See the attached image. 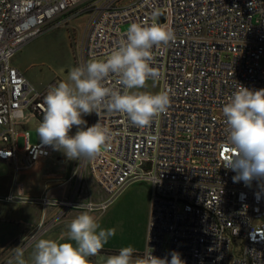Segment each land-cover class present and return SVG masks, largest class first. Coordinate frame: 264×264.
I'll return each instance as SVG.
<instances>
[{"label": "built area", "instance_id": "obj_1", "mask_svg": "<svg viewBox=\"0 0 264 264\" xmlns=\"http://www.w3.org/2000/svg\"><path fill=\"white\" fill-rule=\"evenodd\" d=\"M84 15L82 33L71 37L76 66L107 59L132 23L174 31V41L153 48L158 76L148 80L169 95L170 105L142 128L122 113L87 115L86 127L99 122L112 138L95 159L76 160L68 195L29 197L13 182L0 203L39 207L42 234L50 227L47 209L56 208L62 218L92 205L99 217L128 186L142 182L149 209L141 256L151 248L169 260L178 252L184 264H264V181L233 182L236 173L225 167L232 155L225 143L230 125L222 114L241 86L264 88V0H0V162H11L15 174L19 153L29 169L54 148L29 144L24 131L19 149L11 114L27 109L42 119L43 97L57 83L34 88L12 59L34 38ZM117 81L113 75L107 86L119 88Z\"/></svg>", "mask_w": 264, "mask_h": 264}, {"label": "clouds", "instance_id": "obj_2", "mask_svg": "<svg viewBox=\"0 0 264 264\" xmlns=\"http://www.w3.org/2000/svg\"><path fill=\"white\" fill-rule=\"evenodd\" d=\"M158 13L154 12L155 18ZM176 39L170 28L152 24L132 23L122 33L107 59L91 58L72 67L66 80L50 86L43 97L44 115L36 128L39 140L54 150L62 151L69 160H92L101 154L111 140V133L99 122L90 127L84 115L105 110L125 114L135 127H145L154 117L166 113L170 105L167 93L140 91L158 73L151 64L152 50ZM118 78L119 88L107 86L111 76ZM222 114L230 125L225 143L231 151L226 168L236 173L233 182L250 185L253 180L264 181V88L250 90L241 86L223 106ZM13 120L30 123L31 114L16 110ZM77 126L75 135H69ZM85 207L66 225L59 241L37 239L25 258L26 249L13 248L7 264H95L91 257L102 252L114 229H104L98 223L95 208ZM103 205H99L103 209ZM62 241V242H61ZM152 249L135 255L131 245L121 247L116 254L101 257L102 264H184L178 252L171 259L152 255Z\"/></svg>", "mask_w": 264, "mask_h": 264}, {"label": "rangeland", "instance_id": "obj_3", "mask_svg": "<svg viewBox=\"0 0 264 264\" xmlns=\"http://www.w3.org/2000/svg\"><path fill=\"white\" fill-rule=\"evenodd\" d=\"M85 23V15L78 17L72 20L67 28L47 31L28 42L16 53L14 61L19 62L22 74L36 89L40 90L57 77L66 76L67 72L75 67L71 37L82 33ZM140 91L161 93V88L156 82L147 81L146 87ZM17 145L18 148L21 147V140L17 141ZM90 188L97 190L92 183ZM148 195L149 190L146 183H133L108 206L103 214L97 217L100 226L104 229H114L115 235L104 246L102 250H105L104 252L97 257L90 258L95 264H102L100 259L106 252H118L121 247L131 245L136 249L135 255L143 251L149 206ZM38 224L39 222H36L32 216H27L26 221H21L19 224L0 225V246L4 240H13L14 244L11 243V247H7L6 252L19 244L20 247L25 245L24 249L30 255L31 245L35 240L43 238L59 241L61 233L67 231V229H56L38 234ZM42 228L44 229L43 226ZM25 231L28 232L27 235ZM31 237L34 238L28 242Z\"/></svg>", "mask_w": 264, "mask_h": 264}, {"label": "crops", "instance_id": "obj_4", "mask_svg": "<svg viewBox=\"0 0 264 264\" xmlns=\"http://www.w3.org/2000/svg\"><path fill=\"white\" fill-rule=\"evenodd\" d=\"M18 63H19L18 61L16 60L14 61V58L12 59V65L22 73ZM66 77L67 75L62 78L57 77L52 81H50L48 84L54 81L58 84L59 82L66 80ZM26 79L29 81L27 77ZM29 83L31 82L29 81ZM45 86H43L42 88H44ZM22 111L25 114H31L30 111H28L27 109H24ZM83 119L86 121L87 115H84ZM41 120L42 119H38L32 114H31L30 123H25L23 121L16 120V125H15V131L17 132L16 139L17 141L21 140L22 142V145L19 149H21L24 144V138H23L24 131H27L29 133L28 136L29 144L33 145L40 141L36 133V128L38 127L39 122ZM80 127H86V125H82ZM77 130H78L77 126H73L69 135H75ZM22 159H23L22 154L19 153L17 164L19 165L20 169L18 170L17 174H15L14 165L11 162L9 161L0 162V197L6 195L8 192L11 191L13 182L19 184L21 186V190L23 194L29 197H37L44 194L49 199L60 200L68 195L71 189V183H68L67 179L71 174V171L75 165L76 160H69L62 151L53 150L52 154L49 157L39 160L29 169H24L22 168V164H23ZM88 184L90 191L92 193H96L97 192L96 189L94 191L90 188L91 185L90 181L88 182ZM80 213L81 212L78 211H70L65 215V217L56 218L57 209L56 208L47 209L45 216V223L46 225L50 226L47 232H51L56 229H67L66 227L67 223L71 221L74 217L79 215ZM40 215H41V209L39 207L16 204V203L13 204L0 203V225L13 224V223L19 224L21 221H26L27 216H32L34 219H36V222H40ZM25 233L27 235L28 232L25 231ZM145 236L146 233L144 235L142 250L144 249V245H145ZM12 241L13 240L7 239L2 242V245L0 246V260L6 261L7 259L11 258L12 256L11 253L13 248L19 246V244H17L11 250L9 249L8 252H6V249H8L7 247L10 248L11 245L14 244V242ZM141 252H139L137 255H140ZM116 253L117 252H106L101 257H106L108 255L116 254ZM28 257L29 254L26 253L25 251V258L27 259Z\"/></svg>", "mask_w": 264, "mask_h": 264}, {"label": "water", "instance_id": "obj_5", "mask_svg": "<svg viewBox=\"0 0 264 264\" xmlns=\"http://www.w3.org/2000/svg\"><path fill=\"white\" fill-rule=\"evenodd\" d=\"M234 244H235L236 246H239L240 241H238V240H237V241H234ZM235 255H236V256H239V254H238V250L235 251Z\"/></svg>", "mask_w": 264, "mask_h": 264}]
</instances>
